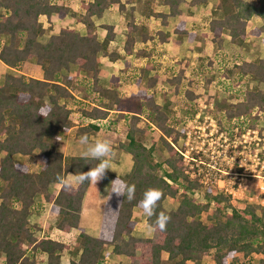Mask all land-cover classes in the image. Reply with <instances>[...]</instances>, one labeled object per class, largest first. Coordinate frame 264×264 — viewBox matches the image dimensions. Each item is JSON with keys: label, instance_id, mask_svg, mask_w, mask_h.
<instances>
[{"label": "trees", "instance_id": "trees-1", "mask_svg": "<svg viewBox=\"0 0 264 264\" xmlns=\"http://www.w3.org/2000/svg\"><path fill=\"white\" fill-rule=\"evenodd\" d=\"M186 1L79 0L78 10L73 11L72 0H0V62L15 70L33 63L42 71L41 79L5 75L0 86V264H61L64 254L70 256L68 264H109L108 248L115 257L128 260L117 264H203L207 258L213 264H254L253 256L258 257L257 264H264V206L248 204L237 208L229 196L190 179L182 156L167 141L176 142L175 127L180 121L190 120L195 112L187 103L197 98L192 90L195 81L191 75L186 76L184 68L166 78L175 95L183 96L184 117L176 118L168 102L156 103L157 74L145 78V87L136 95L119 101L118 108L127 109L130 115L117 117L127 119L125 141L118 144V149L132 157L133 167L128 174L114 178L117 182L104 203L98 237L80 228L82 201L89 183L61 186L57 195L49 192V186L57 184V175L86 172L99 163L82 156L64 157L56 146L59 134L71 127L69 116L73 111L83 116V131L94 134L101 128L99 120L107 115L97 106L107 109L115 102L114 90L97 86L101 59L116 62L132 55L146 58L140 80L158 67V57L151 53L157 51V43L168 42V35L150 30L133 13L138 11L144 19H157L165 25L168 18L180 15V7ZM217 1L207 23L216 46H221V34L226 33L236 48L245 47L252 35L262 36L264 47V0ZM206 3L188 1L189 6ZM112 9L126 18L122 23L126 30L122 48L115 45L112 26L104 25L105 35L99 39L93 20ZM53 14L60 19L70 16L74 27H62L46 43H40L38 38L47 33L45 23ZM253 17L260 19L261 26L248 31ZM174 34L177 43L184 37L189 41L195 38L194 32L184 29V22L178 23ZM70 67L82 74L79 81L63 74ZM233 67L236 77L232 84L238 87V94L235 103L226 102V109L216 108L219 123L242 115L250 117L254 110L253 121L264 118V59H241ZM210 83L207 80L206 86ZM62 100L70 101L74 107L61 104ZM153 127L157 136L147 147L145 133ZM162 151L167 152V157L162 156ZM14 156L27 162L38 161V169H31L27 162L16 163ZM129 185H135V199L131 202L111 194L114 189L126 191ZM150 187L162 190L156 211H164L171 220L165 231L136 238L132 235L137 224L133 210L141 211L137 204ZM195 194L201 195L203 202H197ZM262 197L264 201V194ZM166 199L177 200L174 211L163 208ZM42 213L53 219L57 233L78 230V234L75 238H52L46 234L37 238L40 228L31 225L29 218ZM154 220L155 217H146L147 223Z\"/></svg>", "mask_w": 264, "mask_h": 264}, {"label": "rangeland", "instance_id": "rangeland-1", "mask_svg": "<svg viewBox=\"0 0 264 264\" xmlns=\"http://www.w3.org/2000/svg\"><path fill=\"white\" fill-rule=\"evenodd\" d=\"M150 1L153 2V0ZM244 1L249 3L254 2V0ZM217 2H212L211 0L210 3L215 5ZM183 7L184 6H182V8ZM196 9V12L206 10L205 7L202 6ZM117 18L118 14L114 12L107 19L96 21L100 37L103 36L101 30L102 23H116L115 21H117ZM176 22H178V20L170 19L169 23L163 27L164 32H173ZM202 26L203 29L206 27V36L202 38V41H198L197 44H191L186 41L182 47L186 51V56L181 61L176 58V60L171 63L170 60L175 58L171 56L169 57L170 59L164 58L167 54L163 55V53H166V51L163 53L158 52V54H156V52L151 53L152 56L158 57V71L160 72L159 75L163 78L174 74V71H178L183 65L185 66L183 68L186 71V76L191 75V78L195 81L192 90L197 94V98L194 103H191L190 109L194 108L197 114L193 119L180 121L175 127V131L178 133L177 140L180 138V144L177 145V147L186 157L209 161L206 163H210L212 157L213 160H217V163L221 165L220 167L222 169L230 173L229 176L224 175L222 178L226 182L228 181L227 189L235 193V196L229 195L226 192L222 194L229 196L233 206L242 208L249 204L263 207L264 202H261L262 198H260L262 195L258 193L256 184L264 182V118L253 121L252 117L256 115V110H254L250 117L248 115L233 117L231 120L222 121L220 124L215 111L216 108L226 109V102L235 103L236 101L235 95L238 94V87L232 84L236 77L233 64L241 59L250 60L254 56L264 59V47L261 41L262 36H249L245 47L236 48L230 43L228 35L223 33L221 34V46H216L212 41V35L210 37V34L207 33V25L204 24ZM159 28L160 26L156 22V24L153 25V29ZM187 28L192 29V31L195 29L192 27L191 23L187 25ZM255 29H257V23L252 18L249 22L248 31H254ZM118 34L119 33H117V35ZM116 38V40L119 41L118 44L122 45L123 38ZM120 39H122V41H120ZM45 40L46 38L41 39L42 42ZM148 47H151V45ZM197 54H199L198 57H195ZM130 61L133 64L140 63L135 57L130 58ZM144 62H142V64ZM17 71H22L27 74L23 67L20 68V70L12 71L0 65V78L8 74L14 76L22 75ZM29 75L35 76L34 73H29ZM207 80H211L209 87L206 86ZM251 85L253 86L254 84L250 83V86ZM258 86L260 89L263 88L261 84ZM157 91L156 94L159 93V95H161L164 90L158 88ZM159 103L162 104L163 102L161 103V101H159ZM172 105L175 107L178 106L177 103ZM232 142H235L237 145L236 148L231 145ZM225 145L228 147H225ZM223 148H226V154H221ZM201 151H204L206 157H201V153H203ZM198 152H200V154H198ZM234 153L236 154L233 156ZM161 154L163 157H167L166 151H163V153L161 152ZM223 155H226V157H223ZM254 155H257V157ZM232 156L233 159L230 158ZM13 159L16 163L23 164L27 162L21 156H15ZM27 163L31 169H38V161L33 159ZM251 195H258V200L249 202L247 199ZM194 197L197 202H203L201 195L195 194ZM172 201L177 203L176 199H172ZM210 209H212V207H210ZM29 223L31 225H37L40 228V232L37 231L36 233L37 238H41L44 234L52 238H75L78 234L77 231H72L69 234L63 235L55 234L53 219L47 213H42L38 216L32 215L29 218ZM138 223L140 224H138V229L136 230V238L148 236L144 228L145 222H142L140 217L138 218ZM42 260H45V258L42 257ZM69 260L70 256L64 254L61 258V264H68ZM1 261H3V258H1ZM106 261L109 264H117L120 262L126 263L128 260L115 257L111 253V248H108ZM257 261L258 257L253 256L254 264H257ZM209 262L211 263V260L207 258L204 260L203 264H208Z\"/></svg>", "mask_w": 264, "mask_h": 264}, {"label": "crops", "instance_id": "crops-1", "mask_svg": "<svg viewBox=\"0 0 264 264\" xmlns=\"http://www.w3.org/2000/svg\"><path fill=\"white\" fill-rule=\"evenodd\" d=\"M78 1L79 0H72V2L70 3V7L73 11H77L78 10ZM157 2H159V0H155ZM188 1H186V3L182 4L180 7V15L177 17H171L167 19V23H169L170 19H174V20H178V22H176L175 27L178 25L179 22H184V29L188 32V33H195V38L193 39V41H189L188 38L184 37L179 43L176 42V35L174 34V30L173 32H164L163 27H165L167 25V23L165 25H160V21L157 19H144V17H142V15L140 14V12L135 11L133 13V17L137 20V21H142L143 23H146L149 27L150 30H160L163 33L168 35V42L165 43H157L156 44V52H160L163 53L164 51H166V53H163L164 58H169L174 57L175 59L170 60V62H174L177 58L180 59V61L182 59L185 58L186 56V51L182 48L184 43L187 41L189 43H198V41H202V38L205 37L206 35V27L205 29H203L202 25H207L208 21L211 19V11L212 8L216 6L213 5V3L211 4V0H206L207 3L206 4H201V5H196V6H189L188 5ZM217 2V0H212V2ZM182 6H184L182 8ZM205 7L206 10H201V11H197L196 12V8L197 7ZM129 8V6H127ZM183 10V11H182ZM114 12H116L118 14V18L117 21H115L116 23H105L103 22L101 28L104 25H108V26H112L114 28V41H115V45H117V47L123 46L124 44V40H125V35H126V30L122 27V23L125 21L126 22V18L121 15V13L117 10V9H112V10H107L103 13L102 17L99 19L94 18V23L95 26L97 27V35L99 37V39H103L104 35H105V30L102 28V32H103V36L100 37V33L98 32V26L96 21H100L102 19H107L108 17H110ZM166 12V10H165ZM202 12V13H201ZM184 16V17H183ZM254 21L257 23V28H259L261 26V21L259 18L257 17H253ZM257 19V21H256ZM153 22V23H152ZM159 24L160 28L159 29H153V25L154 24ZM191 23L192 27H194V31H192V29H188L187 25ZM74 21L70 16H66L62 19H60L56 14L51 15L49 21H47L45 23V27H47L48 31L45 35L41 36L38 38V41L40 43H46L47 40L49 39L50 35L53 34H57L59 32V30L62 27L68 26V27H74ZM201 26V27H200ZM81 33H84L83 30L80 31ZM117 33H119L117 35ZM207 33L210 34L207 30ZM122 34V35H120ZM200 34V35H199ZM123 38V42L122 45H119L116 39V37H118V39ZM211 37V34H210ZM42 38H46L45 41H41ZM205 39V38H204ZM120 41H122V39H120ZM142 45V44H141ZM141 47V46H140ZM159 49V50H158ZM199 54L195 55V57H198ZM135 57L136 60H138L140 63L137 64H133L130 61V58ZM179 57V58H178ZM170 59V58H169ZM263 59V58H262ZM146 62V58H139L135 55L129 56L126 59L123 60H118L116 62H111L109 61L107 58H102L101 59V63H100V67H99V74H98V83L97 86L105 89V90H114V100L115 102L112 104V106L110 108H103L100 106H97V108H99V110H102L104 112L107 113L106 118L105 119H100L99 124L101 125V128L99 131H97L94 134H86L85 131H83V128L86 126V123L82 121L83 116L81 115V113H79L78 111H73L70 114V121H71V127L69 128V130L62 132L59 134V138H58V142H57V146H56V150L61 152L64 157H71V156H82V152L86 149V145H81L79 143V139L81 136L83 135H87L89 138V142H94L97 139L100 140H104L107 139L108 141H110L111 145H112V149H113V154L111 155L110 159V169L106 172L104 178L99 181L96 185H93L91 183H89V187L87 188L85 195L83 197V201H82V210H81V218H80V228L82 230H84L88 235L92 236V237H98L99 232H100V225H101V219H102V213H103V207H104V203L111 191L112 188V182L114 181L115 177L118 176H124L126 174H128L132 167H133V160L132 157L125 153L124 151L118 149V144L119 143H124L125 141V137H126V123H127V119L124 118H120L117 119L119 114H126V115H130V112L127 111V109H123V108H118L119 105V101L122 100H127L129 99L131 96L136 95L139 91L140 88L145 87L146 84V80L148 77L151 78L153 77L155 74L158 75L159 78V83L156 84L154 86V91H155V101L157 104L159 105H164L165 101L168 102L170 108H171V112L173 113V115H175L176 118H182L185 115V109L182 106V103L184 102L183 96L182 95H175L174 92V87L171 86L170 84H168L166 78L168 76H165V78H163L162 76L159 75V71H158V67L156 68V70H151L147 75L141 77L143 78L142 80H140V69L143 68V66L145 65ZM142 62H144L142 64ZM178 63V62H177ZM169 64V63H167ZM0 65H2L4 68L8 69V70H15V69H11L8 68L6 66H4L1 62ZM174 66V65H173ZM177 67V66H176ZM185 66H181L179 69L183 68ZM23 69L27 72H19L20 74H24L26 76H31V77H35L37 79H41L42 78V71L41 69L34 65L33 63H27L23 66ZM177 71V70H176ZM34 73L35 76L29 75V73ZM175 72V71H174ZM64 75H68V76H72L74 77V81H79L82 78V74L80 72H78L76 67H70V69L68 71H63ZM3 80L4 77L0 78V86L3 84ZM163 89L164 91L161 93V95L156 94L158 91L157 89ZM75 97L77 99H81L80 95L78 94H74ZM159 101H161L162 104L159 103ZM186 101V100H185ZM194 101H196V99H194L191 102H187L189 106H191V103ZM61 104H66L68 105V107L73 108L74 105L69 101H65L62 100L60 102ZM90 106H94L93 103H89L87 102ZM177 103V107H175L172 104ZM121 105V102H120ZM127 108V107H125ZM121 110H125L124 112ZM196 112L194 113V116L192 117V119L196 116ZM128 117V116H127ZM113 120V122H112ZM184 121V120H183ZM152 131V132H150ZM157 136V134L155 133V129L154 127L151 130H147L145 133V145L147 147L151 146L152 143V137ZM179 140V141H178ZM178 140L173 143L171 141V139H167L168 142L171 143V145L175 148L176 151H178V153L180 155L183 154V152H181L180 149H178L177 145H179L180 143V138H178ZM163 153V151H162ZM15 157V156H14ZM13 157V158H14ZM14 160V159H13ZM61 186H58L57 184H52L49 186V192L53 195H57V193L59 192ZM178 206V202H174L172 201V199H166L163 202V208L166 211H174ZM141 214V216H140ZM141 218L142 222L146 223V216L139 211L138 209H134L133 210V218L137 220V224L135 226V230L133 231V236H135L136 234V230L138 229V218ZM72 231H77L78 230H72ZM71 231V232H72ZM55 234H59V235H63V234H67V233H57L56 231H54ZM70 232V233H71ZM138 232V231H137ZM148 236L146 237H151L152 234L147 233ZM137 238H144V237H137ZM208 264H213V262L211 261V263L209 262Z\"/></svg>", "mask_w": 264, "mask_h": 264}, {"label": "clouds", "instance_id": "clouds-1", "mask_svg": "<svg viewBox=\"0 0 264 264\" xmlns=\"http://www.w3.org/2000/svg\"><path fill=\"white\" fill-rule=\"evenodd\" d=\"M81 145H86V149L82 152V157L85 159H93L99 161L95 167H91L86 172L68 173L66 176L57 175L56 183L58 186L71 187L73 185L91 183L96 185L101 181L106 172L110 169V157L113 154V149L110 141L107 139H97L94 142H89L87 135H83L79 139ZM117 179L112 182L115 184ZM115 193L117 197H126L129 202L135 199V185L126 187V191L114 189L111 194ZM163 197L162 190L158 188H148L144 191L142 199L138 202L137 207L150 220L155 217L151 223H145L144 228L147 233L152 234L156 231H165L167 224L170 222V215L164 211L157 213L156 209ZM111 198V195L109 199Z\"/></svg>", "mask_w": 264, "mask_h": 264}, {"label": "built area", "instance_id": "built-area-1", "mask_svg": "<svg viewBox=\"0 0 264 264\" xmlns=\"http://www.w3.org/2000/svg\"><path fill=\"white\" fill-rule=\"evenodd\" d=\"M234 148L237 147V145L235 144V142H232L231 144ZM225 147H228L225 145ZM203 153H201V157L204 158L206 157L204 151H201ZM227 153L226 148H223V151H221V154ZM198 154H200V152H198ZM213 154V153H212ZM236 153L233 154V156ZM183 157V161H184V166H185V174L188 175V177L192 180H196L198 181L203 187H213L215 189H217L218 192L223 193L226 192L229 195L235 196V193H233L231 190L227 189V182L222 178L225 176H229L230 173H228L226 170L222 169L218 163L217 160H213V158L211 157L210 159V163H206L209 161H204V160H197L195 158H189L188 156L186 157L185 154L181 155ZM233 156L230 157L231 159H233ZM255 157H257V155H254ZM223 157H226V155H223ZM212 161V162H211ZM228 162V161H227ZM263 168V166H262ZM230 170V169H229ZM264 179V177H263ZM256 188L258 190V193L260 195L264 194V182H260L258 184H256ZM258 195H251L248 197L247 200H249V202L253 201V200H258ZM261 202L263 201V197L261 196Z\"/></svg>", "mask_w": 264, "mask_h": 264}]
</instances>
